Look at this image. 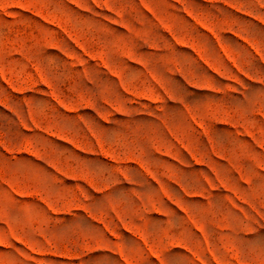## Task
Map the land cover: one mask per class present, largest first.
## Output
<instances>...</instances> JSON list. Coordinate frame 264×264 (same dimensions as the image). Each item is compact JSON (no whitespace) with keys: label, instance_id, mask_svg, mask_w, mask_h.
I'll list each match as a JSON object with an SVG mask.
<instances>
[{"label":"rangeland","instance_id":"1","mask_svg":"<svg viewBox=\"0 0 264 264\" xmlns=\"http://www.w3.org/2000/svg\"><path fill=\"white\" fill-rule=\"evenodd\" d=\"M0 264H264V0H0Z\"/></svg>","mask_w":264,"mask_h":264}]
</instances>
